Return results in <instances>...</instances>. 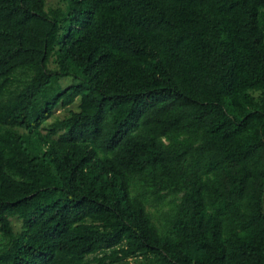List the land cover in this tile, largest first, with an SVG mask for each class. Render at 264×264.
<instances>
[{
	"label": "trees",
	"instance_id": "1",
	"mask_svg": "<svg viewBox=\"0 0 264 264\" xmlns=\"http://www.w3.org/2000/svg\"><path fill=\"white\" fill-rule=\"evenodd\" d=\"M0 244L264 264V0H0Z\"/></svg>",
	"mask_w": 264,
	"mask_h": 264
},
{
	"label": "rangeland",
	"instance_id": "2",
	"mask_svg": "<svg viewBox=\"0 0 264 264\" xmlns=\"http://www.w3.org/2000/svg\"><path fill=\"white\" fill-rule=\"evenodd\" d=\"M59 5H60V0H47V9L54 8V7H57ZM50 67L53 68L54 64L51 63ZM71 84H72V80H70V79H63L61 81V87H63V88H65ZM74 109H77V105L75 106ZM66 115L67 114L64 110H58V111H56L54 118H52L49 121V123L53 122L56 118H63ZM15 224H16L17 228H19L20 225L17 222H15ZM0 248H1V244H0Z\"/></svg>",
	"mask_w": 264,
	"mask_h": 264
}]
</instances>
